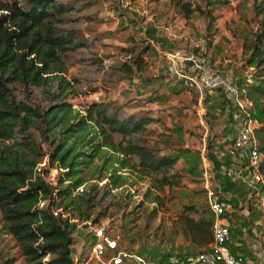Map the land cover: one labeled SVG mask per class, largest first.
Listing matches in <instances>:
<instances>
[{
	"label": "trees",
	"instance_id": "obj_1",
	"mask_svg": "<svg viewBox=\"0 0 264 264\" xmlns=\"http://www.w3.org/2000/svg\"><path fill=\"white\" fill-rule=\"evenodd\" d=\"M26 2L0 0V236L15 240L25 264H75L78 225L92 216L101 224L111 205L117 211L130 205V187L147 182L143 197L125 213L131 222L144 218L139 237L162 216L163 234L211 245V210L212 216L200 203L189 202L176 217L170 212L189 181L203 180L200 161L179 165L184 147L166 150L171 145L153 127L162 118L132 99L93 101L84 110L69 100L80 85L65 75L73 57L91 62L102 81L116 83L143 75L156 46L143 34L132 33L116 45L108 41L105 27L111 19L100 16L102 0ZM98 2L99 17L92 10ZM216 2L178 0L177 5L187 20L203 16L210 27L217 20ZM252 11L255 30L242 43L244 65L251 71L234 82L248 103V118L256 124L264 177V0H252ZM95 45L103 51L95 52ZM111 47L116 55L108 51ZM194 93L196 105L199 92ZM49 169L58 170L56 183L47 179ZM195 192L207 196L205 187ZM259 192L264 198V185ZM111 193L114 203L106 202ZM15 262L16 257L0 253V264Z\"/></svg>",
	"mask_w": 264,
	"mask_h": 264
},
{
	"label": "rangeland",
	"instance_id": "obj_2",
	"mask_svg": "<svg viewBox=\"0 0 264 264\" xmlns=\"http://www.w3.org/2000/svg\"><path fill=\"white\" fill-rule=\"evenodd\" d=\"M21 1L24 6H27L26 0ZM102 1L100 16L111 19L109 26L105 27L108 41L114 42L116 45L121 39H126L132 33L143 34L149 37L160 50L166 52L153 51L147 56L148 67L143 75L133 80L116 83L102 81L99 72L95 70L96 68L91 62H83L78 56L73 57V64L65 75L69 79L77 78L80 80V85L76 84L78 94L71 96L70 102L79 110H84L93 101L99 100L124 103L132 99L134 105H145L156 116L162 118L161 122L153 127L157 133L164 134L168 144L171 145L172 148L166 150L185 148L180 150L182 162L179 165L181 166L185 162L188 165H194L200 161L203 166L202 154L206 157L211 155V135L218 132L217 126L211 124L210 121L212 117L209 114L213 110L206 106L205 100L202 101L205 110H201L199 104H193L192 99L196 95L194 90L191 87L188 88L192 89L191 91L185 90L183 87L189 86L170 73L166 53L177 49L201 52L206 49L217 69L227 67V70L232 72L234 69L239 71L242 68L239 63L242 43L245 39L250 38L255 30V23L252 21V0H217L213 5L217 20L210 27L203 16L194 15L191 20H187L180 7L172 0H129L132 3L137 2L139 10L125 6L124 0ZM157 1L161 2L158 5L159 10L155 9ZM92 10L96 11L99 17V2L93 5ZM92 27L99 31V25ZM83 31L86 36L91 29L89 26H85ZM87 36L89 35L87 34ZM215 40L217 42L214 44ZM92 49L97 53L103 51L99 45L92 46ZM108 51L113 55L117 53L115 47L109 48ZM78 55L81 54L78 53ZM87 55L88 53H83L82 58ZM222 55L232 59L227 63L228 65L216 62L217 59L222 58ZM44 146L46 147L45 144ZM96 163H99V160H96ZM41 165L48 164L45 162ZM49 170L47 179L56 183L58 170ZM147 184V182H140L138 185L130 187L133 194L130 205L121 211H117L116 206L111 205L108 215L102 218V224L112 227L113 232L120 236L121 244L129 251L144 257L151 264H163L164 262L166 264L172 255L185 256L190 253L180 251L184 249L178 248L177 242L179 241L175 235L163 234V229L159 228V225L163 223V217L159 216L160 218L158 217L145 230V234L139 237L140 231H144V218L140 217L136 222H131V218L125 215L126 212H130L137 200L143 197ZM112 193L106 202L114 203L115 199L111 198ZM184 198L186 196L177 198L171 203L170 212L174 217L182 212ZM249 205L251 203H248L247 206ZM239 209L240 207L237 206V210ZM97 211L95 210L94 215L97 214ZM237 213L239 214V211ZM257 215L261 218V214L257 213ZM248 217L243 216V220ZM93 219L92 216L89 221L80 223L74 233L73 258L75 264H87L88 262L92 234L91 224L95 223ZM246 225H250V223L243 224L240 232L249 235L252 225ZM129 227H134L133 231L129 232ZM1 252L16 257L14 264H25L15 240L8 234L0 236Z\"/></svg>",
	"mask_w": 264,
	"mask_h": 264
},
{
	"label": "built area",
	"instance_id": "obj_3",
	"mask_svg": "<svg viewBox=\"0 0 264 264\" xmlns=\"http://www.w3.org/2000/svg\"><path fill=\"white\" fill-rule=\"evenodd\" d=\"M125 6L139 10L138 3L124 0ZM169 62V71L175 78L183 81L193 90L203 94L205 91L220 90L224 95L233 100L238 109L243 113L241 125L232 140L230 151L232 154L245 151L248 164L246 168L247 178L252 181L253 189L260 196V186L264 185V177L260 173V154L258 140L255 135V122L248 118L247 101L240 96V90L232 77L222 73L211 57L204 51L175 50L166 53ZM246 115V116H245ZM209 208L213 213L215 223L213 230V242L208 249L185 256L172 255L166 264H244V258L235 254L229 246L231 227L224 221L229 204L226 199L206 184ZM92 225L90 250L88 263L92 264H151L144 257L129 251L121 244L120 236L116 235L112 227L102 223ZM262 255L257 264H264V247H261Z\"/></svg>",
	"mask_w": 264,
	"mask_h": 264
},
{
	"label": "crops",
	"instance_id": "obj_4",
	"mask_svg": "<svg viewBox=\"0 0 264 264\" xmlns=\"http://www.w3.org/2000/svg\"><path fill=\"white\" fill-rule=\"evenodd\" d=\"M172 1L174 3L178 2V0ZM159 4H161L160 1L155 3V9L159 10ZM216 42L217 40L214 41V44ZM156 50L163 53L166 52L160 50L158 46H156ZM218 51L220 53V50ZM239 56L241 59L239 63L242 65L239 71L234 69L232 72L229 69L227 70V67L218 68L222 73L230 75L235 82L238 78L247 76L251 71L250 67L244 65L242 47ZM214 58L216 57L214 56ZM231 60L226 55H222V58L217 59L216 62L228 65L227 63ZM198 100L201 110H205L202 104L204 100L206 106L210 110H213L209 114L212 117L210 121L212 122L211 124L217 126L218 132L211 135V140L213 141L211 144V155L206 157L202 154L203 166H201V179L203 182L196 183L189 181L188 186L180 190L179 198L186 196L182 202V206L189 202L200 203L208 210L209 215L212 216L206 194L202 195V197L195 192L199 187L203 188L206 184L211 185L229 204L227 213L224 216V221L230 225L232 231L229 246L235 254L244 258V264H257L262 255L261 247H264V198L254 194L252 181L246 177L248 164L247 153L241 151L232 154L230 151L232 140L243 120V113L220 90H208L203 94H199ZM248 203H251V205L247 206ZM237 206L240 207L239 210H237ZM237 211H239V214ZM257 213L261 214V218L258 217ZM243 216H249L246 218L248 220H243ZM247 222L252 225H246L251 227L249 235L240 232L242 225L247 224ZM176 239L179 241L177 242L178 248L184 249L180 250L181 252H189L191 254L210 247V245L194 243L181 235L177 236Z\"/></svg>",
	"mask_w": 264,
	"mask_h": 264
}]
</instances>
